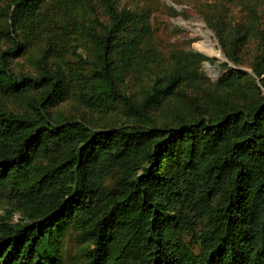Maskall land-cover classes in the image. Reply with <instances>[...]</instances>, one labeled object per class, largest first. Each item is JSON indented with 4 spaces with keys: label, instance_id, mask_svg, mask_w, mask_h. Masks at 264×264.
Here are the masks:
<instances>
[{
    "label": "trees",
    "instance_id": "obj_1",
    "mask_svg": "<svg viewBox=\"0 0 264 264\" xmlns=\"http://www.w3.org/2000/svg\"><path fill=\"white\" fill-rule=\"evenodd\" d=\"M4 16L0 195L10 190L22 218L0 216V264H65L70 233L87 245L81 264H264L263 29L207 21L233 64L240 46L258 39L259 81L226 70L198 95L187 89L204 84L207 57L176 50L149 66L158 50L147 16L117 0H9ZM30 36L70 38L86 54L71 67L62 56L49 63L40 48L30 54L35 75L14 71L10 61ZM143 70L154 76L136 94L131 78ZM70 83L101 110L119 105L126 121L97 127L53 115L47 103Z\"/></svg>",
    "mask_w": 264,
    "mask_h": 264
},
{
    "label": "rangeland",
    "instance_id": "obj_2",
    "mask_svg": "<svg viewBox=\"0 0 264 264\" xmlns=\"http://www.w3.org/2000/svg\"><path fill=\"white\" fill-rule=\"evenodd\" d=\"M119 8L137 10L140 14L145 13L147 22L151 27L152 40L155 43L156 53L145 58L149 66H155L157 62H166L176 50L183 52L198 51L207 59L199 64V78L204 84L190 86L187 89L189 94L201 95V89L207 85L217 82V80L225 73L226 70H242L249 77L246 80L251 85V79L258 83L259 78L255 77L252 71L253 63L260 54V42L255 37H249L247 41L240 46L238 50V61L233 64L224 55L225 47L208 26L207 21L218 25H224L225 28L230 24L247 26L253 22L255 29L264 30V3L260 0H117ZM9 0H0V48L4 49L10 42L6 38L7 20L4 16ZM54 13V10H52ZM96 15L98 20L104 21L106 16L104 11L96 1ZM209 32V38L213 41L217 50L223 55V59L208 53L204 40L196 33V31ZM204 31V32H205ZM56 43L46 41L45 44L37 43L36 39L30 36L25 42L29 45L28 50L22 55L14 57L10 61L11 68L15 71L25 72L35 75L33 67L30 65L31 53L37 56L41 53L40 48L48 50L49 63L53 62L54 56H62L64 60L75 67L78 57L86 54L84 46L79 41H68ZM71 43L72 45H68ZM225 64V65H224ZM78 65V63H77ZM88 65V64H87ZM142 66H139V68ZM155 70V69H153ZM154 74L151 71L143 70L136 72V77L131 78V91L138 94L142 85L148 84ZM83 76L79 77V81L83 82ZM194 75L189 77L192 82ZM253 83V81H252ZM75 84V85H76ZM84 84V83H83ZM83 90L88 91V86L83 85ZM261 94L264 96V89L261 88ZM99 104V103H98ZM97 103L86 101L85 94H81L72 86L55 101L46 105L53 115L61 113L72 120H76L97 127L119 126L126 121L123 117L122 109L118 105L114 109L101 110ZM122 110V111H121ZM105 185L109 188L113 185V179L105 178ZM6 211H11L9 221L11 223L20 222L21 212L16 208V202L9 189L1 191L0 195V216H4ZM24 220V219H22ZM87 245L77 242L74 234H67L62 244V254L65 264H81L84 261V251ZM194 250L196 248L194 247ZM114 264H121L120 262Z\"/></svg>",
    "mask_w": 264,
    "mask_h": 264
},
{
    "label": "bare ground",
    "instance_id": "obj_3",
    "mask_svg": "<svg viewBox=\"0 0 264 264\" xmlns=\"http://www.w3.org/2000/svg\"><path fill=\"white\" fill-rule=\"evenodd\" d=\"M204 31H196V33L204 40L207 46L208 53L211 55H215L220 59H223V55H221L220 51L216 49L213 41L209 38L208 30L207 32L206 31L204 32Z\"/></svg>",
    "mask_w": 264,
    "mask_h": 264
}]
</instances>
